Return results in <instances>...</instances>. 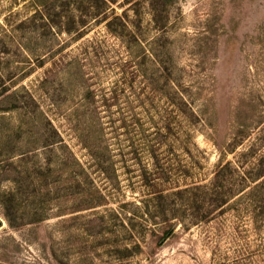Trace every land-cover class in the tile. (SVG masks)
<instances>
[{
  "label": "rangeland",
  "instance_id": "rangeland-1",
  "mask_svg": "<svg viewBox=\"0 0 264 264\" xmlns=\"http://www.w3.org/2000/svg\"><path fill=\"white\" fill-rule=\"evenodd\" d=\"M12 92L0 264H264V0H0Z\"/></svg>",
  "mask_w": 264,
  "mask_h": 264
},
{
  "label": "trees",
  "instance_id": "trees-1",
  "mask_svg": "<svg viewBox=\"0 0 264 264\" xmlns=\"http://www.w3.org/2000/svg\"><path fill=\"white\" fill-rule=\"evenodd\" d=\"M16 99L17 98L14 92L3 94L0 98V110H7L13 107V103L16 102ZM259 173V175L264 176V169H261ZM175 228L176 224H171L168 230H166L162 235V238H167L169 235H171L175 231Z\"/></svg>",
  "mask_w": 264,
  "mask_h": 264
}]
</instances>
